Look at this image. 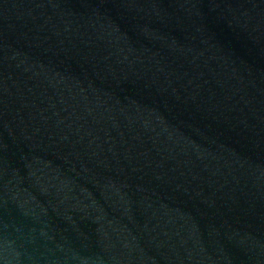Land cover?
<instances>
[{
  "label": "water",
  "instance_id": "95a60500",
  "mask_svg": "<svg viewBox=\"0 0 264 264\" xmlns=\"http://www.w3.org/2000/svg\"><path fill=\"white\" fill-rule=\"evenodd\" d=\"M0 264H264V0H0Z\"/></svg>",
  "mask_w": 264,
  "mask_h": 264
}]
</instances>
